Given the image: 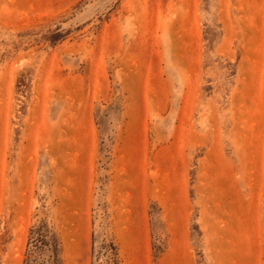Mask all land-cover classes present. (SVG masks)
<instances>
[{
	"label": "rangeland",
	"instance_id": "obj_1",
	"mask_svg": "<svg viewBox=\"0 0 264 264\" xmlns=\"http://www.w3.org/2000/svg\"><path fill=\"white\" fill-rule=\"evenodd\" d=\"M54 244L264 264V0H0V264Z\"/></svg>",
	"mask_w": 264,
	"mask_h": 264
},
{
	"label": "trees",
	"instance_id": "obj_2",
	"mask_svg": "<svg viewBox=\"0 0 264 264\" xmlns=\"http://www.w3.org/2000/svg\"><path fill=\"white\" fill-rule=\"evenodd\" d=\"M34 245L38 248L43 245H47L49 240L47 239V234L44 232H39V234L33 239ZM58 246L54 244L53 255L51 256V261L49 264H59L58 262Z\"/></svg>",
	"mask_w": 264,
	"mask_h": 264
}]
</instances>
